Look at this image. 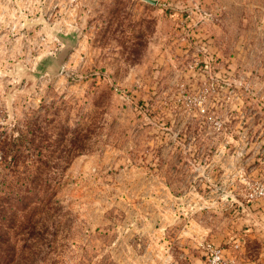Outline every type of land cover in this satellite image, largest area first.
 I'll return each mask as SVG.
<instances>
[{
  "label": "rangeland",
  "instance_id": "rangeland-1",
  "mask_svg": "<svg viewBox=\"0 0 264 264\" xmlns=\"http://www.w3.org/2000/svg\"><path fill=\"white\" fill-rule=\"evenodd\" d=\"M154 1L0 0V264H264V0Z\"/></svg>",
  "mask_w": 264,
  "mask_h": 264
},
{
  "label": "crops",
  "instance_id": "crops-1",
  "mask_svg": "<svg viewBox=\"0 0 264 264\" xmlns=\"http://www.w3.org/2000/svg\"><path fill=\"white\" fill-rule=\"evenodd\" d=\"M201 197L202 194L198 192V199H188V195L186 197L170 196L167 199L168 210L169 205H172L174 218L180 217V219H182L184 222V227H188L189 229L186 231V228H183L182 235L178 237V239L182 238V241L180 242L184 251H187V248L190 246L189 244L191 236L193 238V242L195 243L200 242L202 237H205L206 234V226H204L201 222L200 216L201 213L208 208V202L207 199H201ZM157 200L158 199H150V202L155 203ZM209 202L214 206L216 205V199H212V201Z\"/></svg>",
  "mask_w": 264,
  "mask_h": 264
},
{
  "label": "built area",
  "instance_id": "built-area-1",
  "mask_svg": "<svg viewBox=\"0 0 264 264\" xmlns=\"http://www.w3.org/2000/svg\"><path fill=\"white\" fill-rule=\"evenodd\" d=\"M252 196L264 199V185L257 187L253 191ZM202 248L207 264H230L221 248L211 243L204 244Z\"/></svg>",
  "mask_w": 264,
  "mask_h": 264
},
{
  "label": "water",
  "instance_id": "water-1",
  "mask_svg": "<svg viewBox=\"0 0 264 264\" xmlns=\"http://www.w3.org/2000/svg\"><path fill=\"white\" fill-rule=\"evenodd\" d=\"M144 1H147V2L152 3V4L156 3V1H154V0H144Z\"/></svg>",
  "mask_w": 264,
  "mask_h": 264
}]
</instances>
